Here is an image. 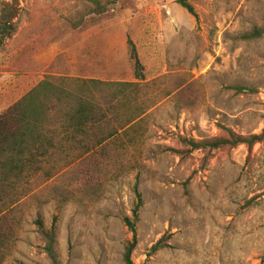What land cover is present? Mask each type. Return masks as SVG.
Listing matches in <instances>:
<instances>
[{
    "label": "rangeland",
    "instance_id": "1",
    "mask_svg": "<svg viewBox=\"0 0 264 264\" xmlns=\"http://www.w3.org/2000/svg\"><path fill=\"white\" fill-rule=\"evenodd\" d=\"M187 1L196 16L177 0H118L73 29L92 0H19L17 33L0 51V112L50 75L134 81L128 39L145 82L176 75L195 97L184 109L171 98L157 105L144 166L110 182L93 208L72 201L39 210L46 226L56 219L62 264H124L130 233L122 217L131 213L135 182L143 203L134 264H264V139L185 158L170 150L182 148L181 136L223 135L218 125L242 135L264 130V39H237L264 22V0ZM36 213L2 264H50ZM158 241L165 246L152 252Z\"/></svg>",
    "mask_w": 264,
    "mask_h": 264
},
{
    "label": "trees",
    "instance_id": "2",
    "mask_svg": "<svg viewBox=\"0 0 264 264\" xmlns=\"http://www.w3.org/2000/svg\"><path fill=\"white\" fill-rule=\"evenodd\" d=\"M117 2L92 0L91 7L69 26L83 27L94 19L91 14L102 16ZM177 3L196 16L187 0ZM19 13V0H0V51L17 33ZM237 39H264V22ZM127 43L134 81L50 75L0 112V264L32 210L37 211L33 224L43 252L50 264H62L55 251L56 219L46 226L39 210L50 204L61 208L72 201L93 208L104 198L110 182L125 179L144 166L149 125L157 105L171 98L179 109L193 106L195 97L185 93L182 78L162 76L145 82L135 45L130 39ZM225 88L235 93L244 90L240 85ZM218 126L223 135L201 139L181 136L178 140L182 148L170 150L185 158L194 151L208 154L241 144L251 147L264 139V130L242 135ZM132 191L131 213L122 217L130 233L122 250L124 264H134L136 225L143 203L137 182ZM164 246L158 241L152 252Z\"/></svg>",
    "mask_w": 264,
    "mask_h": 264
}]
</instances>
